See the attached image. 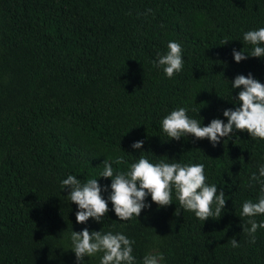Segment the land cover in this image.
<instances>
[{
  "label": "trees",
  "instance_id": "1",
  "mask_svg": "<svg viewBox=\"0 0 264 264\" xmlns=\"http://www.w3.org/2000/svg\"><path fill=\"white\" fill-rule=\"evenodd\" d=\"M262 26L264 0H0V264H76L67 236L85 226L133 239L137 264L149 250L166 264H264V229L250 242L239 217L259 191L249 176L264 164V140L237 130L213 147L160 127L179 106L200 108L188 115L204 124L226 120L222 110L238 91L230 80L250 71L264 82V59L237 63L231 53L248 52L243 32ZM169 40L182 44L185 61L171 79L152 64ZM141 138L145 151L131 149ZM141 154L203 163L207 182L226 193V211L205 221L177 216L173 193L172 204L153 203L139 217L110 210L102 222L77 223L60 180L83 182L117 156L113 168L123 171Z\"/></svg>",
  "mask_w": 264,
  "mask_h": 264
},
{
  "label": "clouds",
  "instance_id": "2",
  "mask_svg": "<svg viewBox=\"0 0 264 264\" xmlns=\"http://www.w3.org/2000/svg\"><path fill=\"white\" fill-rule=\"evenodd\" d=\"M242 39L252 47L248 52L233 47L231 53L235 62L239 63L248 56L264 59V26L244 31ZM152 64L161 69L167 78H173L184 68L182 44L169 40L167 50L163 53L158 51ZM230 81L231 89L238 91L235 96L232 95L234 106L222 110L226 120L216 116L204 124L188 115L189 111L199 113L200 108L179 106L162 117L161 130L178 141L189 136L194 140L207 138L213 147L225 138L231 139L237 130L247 131L253 139L264 140V82L250 71L247 74L237 73ZM143 144V138L136 139L131 142L130 148L144 152ZM122 160V156L114 160L103 159L102 170L83 182L73 174L60 180L61 189L67 188L69 200L76 204L77 223L87 225L90 218L102 222L110 210L120 220L139 217L142 210L151 208L153 203L157 209L172 204L173 193L180 205L174 210L177 216L181 210L189 211L205 221L210 217L218 219L226 211V193L223 187L207 182L203 163L153 161L141 154L126 170H114L113 163L119 164ZM102 179L108 182L101 183ZM252 182L259 185L257 197L242 202L239 217H247L246 224H241L242 231L254 243L257 230L264 229V219H255L264 215V164H258L257 171L250 174L249 183ZM67 239L76 264H85V256L90 259L97 253H102L99 264H137V257L133 254L135 241L121 231H102L101 228L90 231L85 226L79 231L72 228ZM229 243L233 248L240 246L235 236ZM140 260L141 264H166L164 254L153 250L145 252Z\"/></svg>",
  "mask_w": 264,
  "mask_h": 264
}]
</instances>
